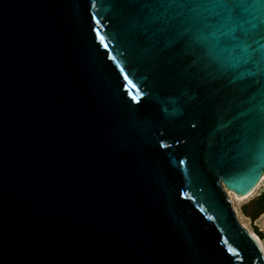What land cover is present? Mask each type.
I'll return each mask as SVG.
<instances>
[{"label": "water", "instance_id": "obj_1", "mask_svg": "<svg viewBox=\"0 0 264 264\" xmlns=\"http://www.w3.org/2000/svg\"><path fill=\"white\" fill-rule=\"evenodd\" d=\"M132 9L0 0V264H264L226 193L264 175V70Z\"/></svg>", "mask_w": 264, "mask_h": 264}, {"label": "snow or ice", "instance_id": "obj_2", "mask_svg": "<svg viewBox=\"0 0 264 264\" xmlns=\"http://www.w3.org/2000/svg\"><path fill=\"white\" fill-rule=\"evenodd\" d=\"M125 2L133 6L130 29L149 42L163 33H175L185 46L199 49L221 67L251 62L264 70V0ZM260 118L264 121V106Z\"/></svg>", "mask_w": 264, "mask_h": 264}, {"label": "rangeland", "instance_id": "obj_3", "mask_svg": "<svg viewBox=\"0 0 264 264\" xmlns=\"http://www.w3.org/2000/svg\"><path fill=\"white\" fill-rule=\"evenodd\" d=\"M264 190V181L261 182L258 187H256V189L253 191V193L248 196L247 198L243 199V200H233L230 195L227 193L228 198L231 201V205L233 207V209L235 210V215L236 218L238 220V222L242 225V227H244V229H246L247 232L251 231L253 233H255L259 238L260 241L263 245L264 248V214H261L260 216H258L255 220L251 221L247 216H245L241 210H240V205L246 201H248L249 199H251L252 197L258 195L261 191ZM257 229L260 232V235H258L256 233Z\"/></svg>", "mask_w": 264, "mask_h": 264}, {"label": "trees", "instance_id": "obj_4", "mask_svg": "<svg viewBox=\"0 0 264 264\" xmlns=\"http://www.w3.org/2000/svg\"><path fill=\"white\" fill-rule=\"evenodd\" d=\"M240 210L251 221L255 220L261 214H264V190L248 201L242 203L240 205ZM255 230L256 233L260 235V232L257 229Z\"/></svg>", "mask_w": 264, "mask_h": 264}, {"label": "bare ground", "instance_id": "obj_5", "mask_svg": "<svg viewBox=\"0 0 264 264\" xmlns=\"http://www.w3.org/2000/svg\"><path fill=\"white\" fill-rule=\"evenodd\" d=\"M264 181V175H261L260 178L258 179L257 183L248 191L246 192L245 194H242V195H239L237 196L235 193L233 192H228V194L230 195V197L233 199V200H243L245 198H247L248 196H250L253 191L256 189V187H258V185ZM250 234V236L253 238V240L255 241V243L258 245L263 257H264V248H263V245L260 241V238L253 232L249 231L248 232Z\"/></svg>", "mask_w": 264, "mask_h": 264}]
</instances>
